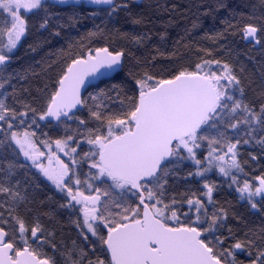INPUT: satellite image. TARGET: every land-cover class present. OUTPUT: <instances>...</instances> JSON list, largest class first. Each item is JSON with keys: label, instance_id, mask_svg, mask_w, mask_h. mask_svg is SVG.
I'll return each instance as SVG.
<instances>
[{"label": "snow or ice", "instance_id": "1", "mask_svg": "<svg viewBox=\"0 0 264 264\" xmlns=\"http://www.w3.org/2000/svg\"><path fill=\"white\" fill-rule=\"evenodd\" d=\"M138 6L0 0V264H264V0L194 3L159 68L153 35L167 43L177 6ZM81 13L104 27L33 89L31 66L14 67L20 49L35 31L36 53ZM121 13L132 30L115 26ZM242 46L261 53L258 83Z\"/></svg>", "mask_w": 264, "mask_h": 264}, {"label": "trees", "instance_id": "2", "mask_svg": "<svg viewBox=\"0 0 264 264\" xmlns=\"http://www.w3.org/2000/svg\"><path fill=\"white\" fill-rule=\"evenodd\" d=\"M199 0H143L142 2H137L139 5L135 11L137 12H143L146 15L154 16V8L157 3L165 4L168 8H171L172 5L177 6V13H176V23L168 29V41L166 44H159L158 37L156 35H153V42L155 44V47H159L160 51L163 53L162 56H157V66L163 67L166 66L169 59V53L179 48V45H177V41L180 40V38L184 35V26L187 25L190 27V24L188 20H186L184 17L187 16L189 18H192V12L195 11V9H192L189 11L191 6L194 3H198ZM208 3H212L213 0H207ZM229 3L233 5H244V4H257L259 0H228ZM149 5H152L150 8ZM91 9L89 10V12ZM257 11H259V8H257ZM81 15L85 18H82L79 22L74 23V26L71 28L66 27V32L61 33V38L59 39H52L49 44L45 45L42 49H39L36 53H30L28 52V46L29 44H32L37 39V33L33 31V33L29 36L26 43H24L23 48L20 49L19 56L22 58V60L18 61L16 64H14V67L18 70L21 69V66L28 67L31 66L33 71L36 73L35 76L32 77L30 83L33 89L43 87L45 83H50L57 72L59 71V60H60V53L61 50H64L67 48V45L69 43L73 44V51L79 52L80 49L78 47L81 40H84L85 43H87V36L88 33L96 31V27H104V21L102 18H97L95 20L87 18V13H81ZM124 14L121 13V23L115 25L118 28H121L122 30H132L133 26L130 24H127L123 20ZM167 19L166 14L161 12V20ZM201 23L203 24L204 28L203 30H197L194 34L197 38L202 37L204 35V31H207L208 28L211 26V21L209 19L202 18ZM112 25L109 24L108 28L105 30L108 31L109 28H111ZM217 27H221L220 25H217ZM137 31H142L143 29L137 28ZM157 29H154V31ZM47 35V34H45ZM201 44L205 46H211V42L208 40H200ZM113 43L116 46H120L123 44V41L117 40L115 37H113ZM243 48V46H242ZM183 51V49H180ZM149 52H151L152 55H156V53L152 50V47L150 46L148 49ZM243 51L247 53L248 56L253 58V62L249 63L247 59H245V64L249 68L250 71H253L257 73L255 79L257 83L259 82V75L260 72L259 68V62L261 61V53L258 49L252 48L251 46H248L246 48H243ZM27 53V55H26ZM147 54V53H146ZM243 58V57H242ZM51 65V67H49ZM253 87H256V85H253ZM258 91V89H257ZM248 95L251 98L252 92L248 90ZM219 199L222 198V203L228 202L231 204V207L236 212L243 215L245 218H247L250 223L249 226L253 228H259L260 226V218L257 216H253L251 212L245 208L243 205H239L234 197L231 195H225V196H219ZM62 221L64 222L66 228H67V235L73 236L71 234V229L69 228V225L65 223L64 218L61 217Z\"/></svg>", "mask_w": 264, "mask_h": 264}, {"label": "flooded vegetation", "instance_id": "3", "mask_svg": "<svg viewBox=\"0 0 264 264\" xmlns=\"http://www.w3.org/2000/svg\"><path fill=\"white\" fill-rule=\"evenodd\" d=\"M143 0H137V2H142ZM213 179H216L217 181H218V178L217 177H213ZM219 182V181H218ZM225 195H231L232 197H234V199H235V201L239 204V205H243L241 202H239L238 201V199L236 198V195L235 194H232V193H230L229 191H227V190H225V191H223V192H221V194H220V196L222 197V196H225ZM220 200H221V202H222V198H220ZM243 206H245V205H243ZM245 208H247L246 206H245ZM248 209V208H247ZM249 210V209H248ZM64 218V221H65V223H67V219H66V217H63ZM68 224V223H67ZM69 228L71 229V226L69 225ZM71 234L74 236L75 235V233L71 230Z\"/></svg>", "mask_w": 264, "mask_h": 264}]
</instances>
